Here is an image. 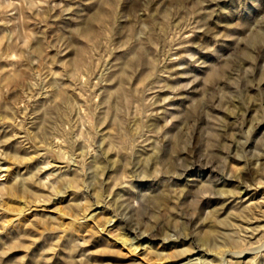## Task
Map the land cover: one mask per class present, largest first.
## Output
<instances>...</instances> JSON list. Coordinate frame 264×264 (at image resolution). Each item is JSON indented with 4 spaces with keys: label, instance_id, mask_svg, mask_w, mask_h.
<instances>
[{
    "label": "rangeland",
    "instance_id": "obj_1",
    "mask_svg": "<svg viewBox=\"0 0 264 264\" xmlns=\"http://www.w3.org/2000/svg\"><path fill=\"white\" fill-rule=\"evenodd\" d=\"M0 264H264V0H0Z\"/></svg>",
    "mask_w": 264,
    "mask_h": 264
},
{
    "label": "bare ground",
    "instance_id": "obj_2",
    "mask_svg": "<svg viewBox=\"0 0 264 264\" xmlns=\"http://www.w3.org/2000/svg\"><path fill=\"white\" fill-rule=\"evenodd\" d=\"M87 32H88V30H87ZM12 189V188H11ZM14 189V188H13ZM130 245V244H129ZM131 248V247H130Z\"/></svg>",
    "mask_w": 264,
    "mask_h": 264
}]
</instances>
